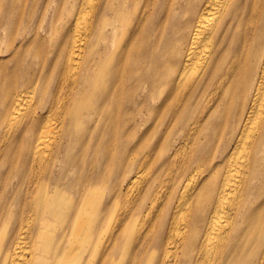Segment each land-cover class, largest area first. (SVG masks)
Here are the masks:
<instances>
[{
    "label": "bare ground",
    "instance_id": "obj_1",
    "mask_svg": "<svg viewBox=\"0 0 264 264\" xmlns=\"http://www.w3.org/2000/svg\"><path fill=\"white\" fill-rule=\"evenodd\" d=\"M76 1L70 40L58 50L65 78L47 106L39 79L0 57L2 161L27 169V189L43 185L36 209L28 190L0 204V264H264V0H198L152 75L140 29L146 0ZM107 25L112 45L102 52ZM142 78L141 94L154 101L144 131L151 143L136 144L118 173L116 196L125 201L104 240L96 197L97 182L112 179L109 112L120 113L114 103ZM212 84L224 101L216 107L237 103L212 118L216 127L229 122L227 136L208 124ZM92 117L103 119L99 134ZM98 148L110 154L104 164L94 160ZM54 222L65 223L58 236ZM121 250L127 263L112 260Z\"/></svg>",
    "mask_w": 264,
    "mask_h": 264
},
{
    "label": "rangeland",
    "instance_id": "obj_2",
    "mask_svg": "<svg viewBox=\"0 0 264 264\" xmlns=\"http://www.w3.org/2000/svg\"><path fill=\"white\" fill-rule=\"evenodd\" d=\"M197 2L198 0H146V14L142 19L143 26L140 29L142 28L141 39H143L144 57H147L144 61L147 62L146 67L149 69L150 75L155 72V68H158L155 67L157 64H163L165 58L174 52L186 26V21L193 17L191 12L193 9L199 8L196 5ZM78 5L79 3L76 0H17V3L12 6L11 1L0 0V57L5 59V65L8 68H15V66L21 64L20 72L23 75L27 77L35 75L39 79L38 87L43 88L45 91V95L40 100L44 106L48 105L56 86L60 85L61 79L65 78L61 64L62 57L59 55L61 50H58L59 45L62 49L63 45H66L70 40L73 11L76 10ZM106 17L109 22H112V12H108ZM104 32L108 35V38L103 39L104 43H101V46H107L108 43L111 46L112 25H107ZM155 34H159L157 40H155V37H157ZM154 45H156L159 55L153 57L152 49ZM6 46L8 48L5 49ZM105 46L101 47L100 51L104 52ZM230 49L232 48H227L225 62L229 57ZM53 59L55 63L52 62ZM106 68L108 69L107 72L112 75V62ZM221 70H223V67H221ZM143 79L145 78H142L138 83L139 90H134L133 88L130 91L126 90L122 98L120 97L114 103L115 106H118L120 113L112 114V108L109 112L108 124L112 127V179L107 181V178L103 177L100 182H97V189L103 195L99 193L96 197L98 203H101L97 221L104 226L105 230L102 233L104 240H106L111 227L114 225L115 212L118 211L125 201L123 198L116 196L117 176L130 160L136 144L147 145L149 141L151 143L149 138L151 134L144 137V131L153 121L149 120L148 111L154 101L147 97L145 93L147 89L144 92L145 94H141L143 88L147 87ZM133 83L130 82V84ZM237 88L235 85L231 94ZM208 90L211 93L210 108H213L211 110L213 114L211 116L210 113L211 118L208 124L215 125L217 122H212L213 116L221 113L224 116L233 114V108L237 103L234 100H229L227 103L228 109L216 107L224 102L221 98V90L217 88L216 84L209 86ZM139 94L140 96H138ZM154 95L158 96V92L156 91ZM96 120H98L95 126L96 134H99V130L103 126V119L96 117L89 119L93 124ZM105 122L107 121L105 120ZM228 126L229 122L225 121L222 126L216 127L215 125V128L218 134L225 133L227 136ZM157 133L159 134V131ZM205 140L207 139L204 135L199 136V141L204 143ZM86 141L89 140L87 139ZM2 143L0 144L3 151L0 154V204L4 200H13L14 198L20 202L27 195L26 190H28L30 195L33 194L32 205L36 209L39 205L38 195L41 193L40 190L43 185L40 182H36L33 186H30V189H27L28 183L22 180L24 177L26 178L27 169L25 170L21 165L11 168L3 163L4 149L8 142L3 140ZM16 146L18 147V145ZM115 150H117L118 154ZM221 151L222 148L219 150V157L215 161L220 159ZM103 154L110 155L108 150L101 152L100 148L96 149L94 153L95 162L104 164L105 157L102 156ZM29 172L30 170L28 169V174ZM149 175L150 173L147 172L142 177L145 179L150 177ZM108 188H112L111 195ZM66 200L69 202L68 198ZM105 209L109 210V216H105ZM35 213L37 214V211ZM54 223L55 228L58 230L55 234L58 236L61 230L60 227L65 223ZM52 228L53 226H51ZM2 234L3 231H0V236ZM8 234L11 236L10 230ZM53 243H55V240ZM101 245V250L98 251L100 253L99 260L104 259L106 256L104 255L106 243L102 242ZM123 248L128 250L125 246ZM112 260H115L114 262L127 263L129 258L126 251L124 250L122 253L121 250V254L112 256Z\"/></svg>",
    "mask_w": 264,
    "mask_h": 264
}]
</instances>
